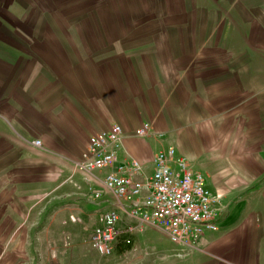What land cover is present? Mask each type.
<instances>
[{"label": "crops", "instance_id": "crops-1", "mask_svg": "<svg viewBox=\"0 0 264 264\" xmlns=\"http://www.w3.org/2000/svg\"><path fill=\"white\" fill-rule=\"evenodd\" d=\"M199 31L182 29L174 38V45L181 46L176 53L161 50L162 43L154 40L115 42L101 44L97 57L61 61L60 70L57 62L37 61V107L25 108L23 114L27 120L32 115L28 120L33 125L32 137L19 139L26 142L25 147H30L34 138L41 145L27 149L29 155L20 160L25 170L10 174L9 181L15 185L0 188V245L17 243L18 249L11 252L22 257L23 245L37 242V203L48 192L38 186L27 187V179L58 183V179L68 178L74 187L71 197L82 198L88 183H79L81 173L72 164L83 157L92 134L114 123L123 132L118 159L132 158L142 165L134 180L142 181L152 173L157 151L173 147L176 156L186 158L190 168L203 174L208 188L219 196L218 228L206 232L198 245L208 243L206 240L217 233L230 240L232 247L241 243L237 239L240 234L243 244L259 237L260 231L263 237L264 78H260L263 86L253 91L251 78L243 74L245 66L224 57L230 46L229 32L225 43L214 36L224 34L225 28H215L205 49L199 36L209 35L211 29ZM187 34L193 37L187 38ZM145 122L151 132L135 136L134 131ZM18 123L26 125L21 120ZM105 171L97 173L102 176ZM49 191H53V200L59 197L57 188ZM96 198L79 204V210L88 212L85 217L94 224L103 212L116 207L109 192ZM60 214V222L68 225L71 208L65 207ZM119 215L120 225L133 220L125 212Z\"/></svg>", "mask_w": 264, "mask_h": 264}, {"label": "rangeland", "instance_id": "rangeland-1", "mask_svg": "<svg viewBox=\"0 0 264 264\" xmlns=\"http://www.w3.org/2000/svg\"><path fill=\"white\" fill-rule=\"evenodd\" d=\"M217 27L226 29L214 36L220 43L227 41L229 32L230 46L224 57L245 66L243 74L251 78L254 91L264 78V0H0V188L15 185L9 181L10 174L21 170L20 160L37 148L23 146L26 142L19 136L32 137L33 125L28 122L32 115L27 120L23 114L25 108L37 107L39 59L57 62L60 70L65 59L78 62L82 57H97L104 43L153 40L162 43L161 50L176 53L181 46L174 45V38L182 29L191 28H199L200 33L202 28L211 29L209 35L199 36L198 42L205 49ZM189 37L193 35L187 34ZM18 120L26 125L20 126ZM72 166L81 173L79 183H88L79 200L71 197L74 187L68 178L58 179V183L44 178L26 180L27 187L38 186L48 192L37 203V242L25 243L22 257L11 252L18 249L17 243L1 244L0 264H264L261 231L250 243L243 244L240 234L237 239L241 243L232 247L230 240L217 233L206 240L208 243L198 245V241L193 248L173 243L160 230L136 219L118 223L119 236L127 243L124 236L128 234L131 249L99 256L89 242L99 220L96 224L89 221L85 217L88 212L79 210V204L97 201L93 190L100 188V175L79 170L74 163ZM49 188L59 190L56 200ZM65 207L73 211L68 225L60 222V211ZM1 214L0 210V218Z\"/></svg>", "mask_w": 264, "mask_h": 264}, {"label": "built area", "instance_id": "built-area-1", "mask_svg": "<svg viewBox=\"0 0 264 264\" xmlns=\"http://www.w3.org/2000/svg\"><path fill=\"white\" fill-rule=\"evenodd\" d=\"M150 132L151 126L145 122L134 135L143 137ZM122 138V128L116 123L92 134L83 157L75 162L79 170H106L97 178L100 188L93 193L99 197L109 192L116 205L103 212L91 230L89 242L99 256H110L115 250L120 237V211L142 225L160 230L181 246L194 248L206 232L218 228L220 198L208 188L203 174L190 168L186 158L176 156L173 147L159 150L153 157L152 173L142 181L134 180L142 165L136 159H118ZM31 144L40 147L41 142L34 139ZM143 191L146 193L139 200ZM124 239L130 242L128 234Z\"/></svg>", "mask_w": 264, "mask_h": 264}, {"label": "trees", "instance_id": "trees-1", "mask_svg": "<svg viewBox=\"0 0 264 264\" xmlns=\"http://www.w3.org/2000/svg\"><path fill=\"white\" fill-rule=\"evenodd\" d=\"M131 247H132V242L125 243L123 241V237L120 236L118 242L115 245V250L117 252H124L126 250L131 249Z\"/></svg>", "mask_w": 264, "mask_h": 264}]
</instances>
